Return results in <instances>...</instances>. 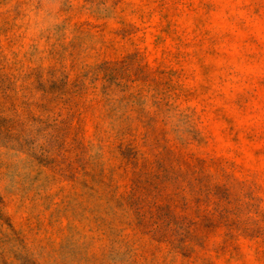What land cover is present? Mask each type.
<instances>
[{
  "label": "rangeland",
  "instance_id": "1",
  "mask_svg": "<svg viewBox=\"0 0 264 264\" xmlns=\"http://www.w3.org/2000/svg\"><path fill=\"white\" fill-rule=\"evenodd\" d=\"M0 264H264V0H0Z\"/></svg>",
  "mask_w": 264,
  "mask_h": 264
}]
</instances>
